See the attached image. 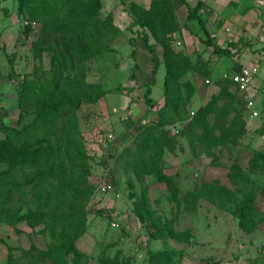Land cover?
I'll list each match as a JSON object with an SVG mask.
<instances>
[{
    "label": "rangeland",
    "instance_id": "374dc122",
    "mask_svg": "<svg viewBox=\"0 0 264 264\" xmlns=\"http://www.w3.org/2000/svg\"><path fill=\"white\" fill-rule=\"evenodd\" d=\"M70 1L58 4L59 25L55 10L44 19L20 0L0 3V139L49 129L56 147L36 151L46 176L13 169L26 199L0 202V264H264L263 13L249 1ZM198 1L230 54L189 18ZM144 36L161 59L155 78ZM252 64L248 90L224 78ZM61 100L42 127L41 108ZM36 184L58 186L67 214L84 205L75 245H61L62 211L55 223L19 218L37 211Z\"/></svg>",
    "mask_w": 264,
    "mask_h": 264
},
{
    "label": "trees",
    "instance_id": "16d2710c",
    "mask_svg": "<svg viewBox=\"0 0 264 264\" xmlns=\"http://www.w3.org/2000/svg\"><path fill=\"white\" fill-rule=\"evenodd\" d=\"M1 1L2 0H0V3ZM20 2L23 6H26L33 14H36L37 11H40L44 19L48 17L49 12L47 11L55 10V13L53 14L55 19H53V22L51 23L55 24L58 21L57 24L59 25L60 16L58 12L60 10L59 9L60 7L58 6V4H63L64 6L67 4L70 5L71 1L70 0H58L56 3L52 0L51 1L20 0ZM202 7H203V2L198 1L197 5L193 9L189 10L190 11L189 18L199 21L201 28L204 30L205 34L207 35V38H208L207 42L210 46L214 48L213 50L215 53L219 55L230 54L231 51L228 49V47H222L217 41H215L214 37L210 33L206 25L205 19L202 17V15L199 12V10H201ZM45 22H48V21H45ZM144 40L146 42V45L149 51L152 53V59L154 61L153 74L155 78V74L159 68L161 59H160L158 52L156 51L155 45L150 42L148 36H144ZM50 47L53 48L52 46H49L48 48ZM57 55L58 53H56L55 55L56 61H58ZM147 92H149L148 89H147ZM86 98L88 99V97H85V98L80 97L78 99L72 98L69 104L73 108H77L82 104V102H84V99ZM62 100L54 104L50 102L49 103L50 105H44L41 108L42 127L46 126L47 128L51 129L52 123L49 120H47L46 114L50 110H53L54 112H59L60 109L63 107V106L60 107L61 104H59L62 102ZM94 100L95 99H92V101ZM52 104L53 106H51ZM24 130L25 131L29 130V127H26ZM17 132H23V130L17 131ZM47 132L48 133L46 137H41L39 135L34 134L33 135L34 138L26 139L23 142L20 141L21 137H17V142H16L15 138L11 134H10V137L4 140L0 139V202L1 203L3 202V199H6V204H7L8 199L13 196H20L22 198V202H24L26 199V192L22 188L21 182L19 180L18 175L16 174V171H13V169L17 168L18 166L19 167L32 166L35 170L37 169L39 171V175H38L39 177H42L44 175L46 176L47 171H44L45 169L41 168L40 163H39V157H37L36 151L42 152L45 146H51L53 149H56L55 144H53V141H52L53 137L51 136L50 130L48 129ZM70 138L71 137L66 139L68 140L67 142L69 143L74 141ZM60 140L62 139L60 138ZM6 167L8 168L6 169ZM48 171L53 172V173L56 172V170L53 169V167L49 169ZM67 180L69 179L68 178L64 179L61 182L65 181L64 186L67 188L65 192H68L69 194V190H71L72 187L68 186ZM35 188H36L35 194L38 196L36 198H38V201H39V202L36 201L38 202V206H37L38 209H36L37 211L36 212L30 211L22 215L18 214L20 216L19 218L21 220H28L30 223H32L36 219L44 220L45 218H48L51 223L57 222V218L60 214L59 212L62 211L61 213L63 212L65 213V211L61 209V208H64L63 204H65V202L63 203L61 201V204L59 203L60 198L58 196V193L60 190L58 186H53L54 191L52 192H50V190H47V189L42 190V187H40L39 184H36ZM86 196H87V192L81 189L80 196L78 197L81 207L83 205V201ZM3 206L4 208H6L5 204ZM83 208H84V205H83ZM238 208H239L238 211L241 217L242 226L248 229V224L246 223L245 217H244V214L248 213V207H244V205H242ZM68 209H70L72 213L70 214L65 213V216H67V220H68V217H69V220L67 221V224H68L67 228L62 233L63 234L62 240L64 241V244H61V245H75V240L78 239L84 233V230H85V227L82 228L81 226V223L84 222L85 220V210L84 209L82 210L80 207L76 208L75 205H69ZM58 245L60 244L58 243Z\"/></svg>",
    "mask_w": 264,
    "mask_h": 264
},
{
    "label": "built area",
    "instance_id": "2783aa9c",
    "mask_svg": "<svg viewBox=\"0 0 264 264\" xmlns=\"http://www.w3.org/2000/svg\"><path fill=\"white\" fill-rule=\"evenodd\" d=\"M239 1V0H238ZM255 4L258 9L264 11V0H250ZM27 23H30V21L27 20ZM259 66L257 64L248 65V66H242L238 71L234 72H226L224 73V78L230 79L233 81L236 85L240 87L243 91L248 90L253 84L254 81L259 74ZM207 83H210V79L206 80ZM248 107L251 110V115L253 118H257L260 116L259 110L256 108V103L254 100H249ZM109 189L110 191L113 190V185L109 183L105 187V189Z\"/></svg>",
    "mask_w": 264,
    "mask_h": 264
},
{
    "label": "crops",
    "instance_id": "0c3cea01",
    "mask_svg": "<svg viewBox=\"0 0 264 264\" xmlns=\"http://www.w3.org/2000/svg\"><path fill=\"white\" fill-rule=\"evenodd\" d=\"M229 1H235V2H239V1H249V2H251V3H253L252 1H250V0H229ZM253 5H255V4H253ZM256 6V5H255ZM257 7V6H256ZM257 9H258V7H257ZM259 11H261L262 13H263V15H264V11L263 10H260V9H258ZM253 65V64H252ZM241 68V67H240ZM239 68V69H240ZM239 69H234V70H230V71H227V72H234V71H238ZM226 73V72H225ZM260 75V72H259V74L257 75V77H256V79H255V81H254V84L257 82V80H258V76ZM256 108H257V106H256Z\"/></svg>",
    "mask_w": 264,
    "mask_h": 264
}]
</instances>
